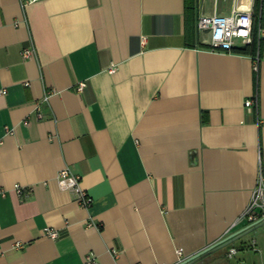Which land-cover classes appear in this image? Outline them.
Wrapping results in <instances>:
<instances>
[{"label":"crops","instance_id":"obj_1","mask_svg":"<svg viewBox=\"0 0 264 264\" xmlns=\"http://www.w3.org/2000/svg\"><path fill=\"white\" fill-rule=\"evenodd\" d=\"M243 1L0 0V264H177L178 249L247 227L264 175V43L256 71L196 27ZM65 167L89 209L59 188Z\"/></svg>","mask_w":264,"mask_h":264},{"label":"built area","instance_id":"obj_2","mask_svg":"<svg viewBox=\"0 0 264 264\" xmlns=\"http://www.w3.org/2000/svg\"><path fill=\"white\" fill-rule=\"evenodd\" d=\"M37 0H26L25 4L33 3ZM254 4H250L245 9L241 6L236 5L232 10L231 14L228 16L214 14L212 16H200L197 19L196 27L198 31H208L210 34L209 51L214 53H233L234 48L238 45L241 47L250 46L253 43L254 38L257 40V53L254 56V61L256 62L255 70L257 71V63L260 55V50L262 43H264V28L260 23V13L259 20L255 22V11ZM144 40V38H143ZM35 48L31 47L22 52V57L24 59H29L35 55ZM84 84L79 85V90H82ZM2 94H6V91H2ZM259 99L258 95L255 94L254 97L247 99L244 103L246 108L254 107L258 110ZM38 119L42 118V114L38 113ZM27 125V122H25ZM57 184L63 191H68L74 195L76 203L83 209H89L92 205V197L89 196L86 190L81 186V178L74 174L69 167H65L60 170L56 177ZM256 184L252 190V195L249 203L247 204L245 210L238 219V223H244L246 226L254 225L256 223H261L264 226V175L261 173L256 180ZM14 191L20 197L23 193L19 185H15ZM89 226H95L90 223ZM99 229L98 226H95ZM44 235L52 240L59 237V232L46 228L44 230ZM18 247L20 245H17ZM256 241H253L250 245L254 250L256 249ZM21 247V246H20ZM238 250L236 247H230L225 256L227 259H234ZM114 254H117L114 252ZM177 254V264L181 263L186 259L183 250L178 249ZM84 264H99L97 258L93 254H89L85 257Z\"/></svg>","mask_w":264,"mask_h":264},{"label":"rangeland","instance_id":"obj_3","mask_svg":"<svg viewBox=\"0 0 264 264\" xmlns=\"http://www.w3.org/2000/svg\"><path fill=\"white\" fill-rule=\"evenodd\" d=\"M244 240V246L239 248L238 254L234 259L229 260L226 258L225 248L207 256L199 261L198 264H264V226L245 236ZM253 241H256L257 244L255 250L250 247Z\"/></svg>","mask_w":264,"mask_h":264},{"label":"water","instance_id":"obj_4","mask_svg":"<svg viewBox=\"0 0 264 264\" xmlns=\"http://www.w3.org/2000/svg\"><path fill=\"white\" fill-rule=\"evenodd\" d=\"M261 223H256L254 225L247 226L240 231L229 235L228 237H225L224 239L214 243L213 245H210L209 247H206L199 251L198 253L192 255L191 257L186 258L179 264H195L202 259L206 258L207 256L216 253L220 250H223L227 247H229L231 244L243 239L245 236L256 230L257 228L261 227Z\"/></svg>","mask_w":264,"mask_h":264},{"label":"trees","instance_id":"obj_5","mask_svg":"<svg viewBox=\"0 0 264 264\" xmlns=\"http://www.w3.org/2000/svg\"><path fill=\"white\" fill-rule=\"evenodd\" d=\"M263 3L264 0H254V11H255V22L259 20V13H260V23L262 21V13H263ZM192 6V5H191ZM233 53L241 54V55H250L254 57L257 53V40L254 38L253 43L250 46L234 48Z\"/></svg>","mask_w":264,"mask_h":264},{"label":"bare ground","instance_id":"obj_6","mask_svg":"<svg viewBox=\"0 0 264 264\" xmlns=\"http://www.w3.org/2000/svg\"><path fill=\"white\" fill-rule=\"evenodd\" d=\"M247 3H248V1H247V0H244V1H243V7H246ZM240 6H241V5H240ZM243 7L241 6L242 9H244Z\"/></svg>","mask_w":264,"mask_h":264}]
</instances>
